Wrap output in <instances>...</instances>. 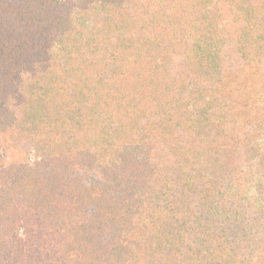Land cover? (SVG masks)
Here are the masks:
<instances>
[{
  "label": "trees",
  "instance_id": "16d2710c",
  "mask_svg": "<svg viewBox=\"0 0 264 264\" xmlns=\"http://www.w3.org/2000/svg\"><path fill=\"white\" fill-rule=\"evenodd\" d=\"M0 264H264V0H0Z\"/></svg>",
  "mask_w": 264,
  "mask_h": 264
}]
</instances>
